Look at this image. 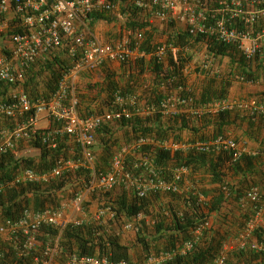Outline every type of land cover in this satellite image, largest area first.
Masks as SVG:
<instances>
[{
    "label": "trees",
    "instance_id": "1",
    "mask_svg": "<svg viewBox=\"0 0 264 264\" xmlns=\"http://www.w3.org/2000/svg\"><path fill=\"white\" fill-rule=\"evenodd\" d=\"M120 13L125 16V20L121 22L111 43L127 36L130 39L129 46H134L135 37L142 33L139 48L150 58L146 60L143 56L135 61L138 65L136 69H139V75L148 73L150 77L143 75L144 81L141 83L130 77L121 84L111 76L107 87L100 83H80L78 88L77 83L78 112L84 118L103 113L117 93L134 96L137 105L133 110L140 108L141 111L135 112L129 120L123 119L98 128L93 146L94 153L97 152L94 170L87 166L65 169L50 182L21 184L0 194V222L19 220L25 209L43 211L59 207L60 193L67 191L73 184L79 188L74 191L75 194L87 190L93 172L109 173L113 156L119 153L125 168L131 170L133 175L149 173L141 164L143 160H148L157 176L165 180H171L180 167L188 169L177 191L151 190L145 196H138L124 182L121 184L123 191L110 197L109 206L115 213L114 219L124 216L127 220H135L138 230L136 243L124 244L119 234L109 233L105 226L94 225L92 220H85L81 225L69 223L61 234L56 227L44 224L40 228L39 239L49 242L60 234V245L65 254L124 259L135 263L138 257L134 253L136 247L141 253L139 257L142 255L147 264L150 258H156L152 264H215L224 245L243 232L254 215V204L242 200L252 186L260 187L261 181H264V155L260 152L257 155L245 152L239 159H233L231 150L226 148L201 151L194 147L197 142L230 137L237 118L236 111L206 113L195 119L185 111V105H176L182 108L179 114L168 115L161 103L172 97H193L194 104H210L214 100L229 97L230 87L237 75L243 76L249 83L261 80L264 76V59L249 61L237 46L226 44L213 36H194L188 29L176 30L173 22L160 32L146 17H141L138 10H130L124 4L120 7ZM87 16L90 27L98 22H117L112 12L93 11ZM70 44V41H65L63 48L47 53L45 60L30 68L25 89L32 99L48 98L57 90L60 78L75 62V59L67 56ZM203 47L212 64H217V61L220 64L223 58H227V70L217 71L218 65H212L209 69L202 67L200 70L197 67L195 70L205 77L201 91L197 92L189 86L185 70ZM162 48L164 52L160 53ZM13 88L3 86L0 95L8 94ZM257 93L255 98L258 103H264V89ZM242 112L245 116L242 120L249 129L256 130L258 126L260 131L263 130L264 113L250 116ZM11 122L4 121L0 126L12 127ZM54 125L59 126L60 123ZM41 132L25 143L38 150L36 156L18 157L12 153L0 156V180L11 179L14 174L27 168L41 174L51 173L61 158H81L82 149L72 136L59 135L56 145L52 147L43 142ZM139 139H144L145 143L139 144ZM235 140L238 142L241 139ZM172 144L181 147L173 149ZM125 149L128 151L124 152ZM163 199L167 202L160 212L153 214L156 203ZM150 215L154 216V222L149 231L145 218ZM214 216L219 218L215 220L219 225L210 223ZM251 239L264 247L263 226L254 229ZM186 242H191L192 247L183 253ZM28 260L32 264V257H28ZM226 263L264 264V248L253 250L247 246L232 249L227 253Z\"/></svg>",
    "mask_w": 264,
    "mask_h": 264
},
{
    "label": "built area",
    "instance_id": "2",
    "mask_svg": "<svg viewBox=\"0 0 264 264\" xmlns=\"http://www.w3.org/2000/svg\"><path fill=\"white\" fill-rule=\"evenodd\" d=\"M122 3L130 10H138L140 16L146 17L151 24L156 20L163 23L185 21L188 31L194 36H213L226 44L235 45L249 61L264 57V46L261 44L264 42V0H0V88L14 87L8 94L0 95V123L9 120L13 125L0 126V156L8 153L18 156L20 145L31 141L40 130L43 142L52 147L56 145L59 135L68 134L82 149L81 158H61L51 173L41 174L27 168L14 174L11 179H1L0 194L21 184L50 182L65 169L87 166L94 170L93 146L98 128L123 119L129 120L135 112L141 111L140 108L133 110L137 105L134 96L117 93L103 113L84 118L78 112L77 78L83 70L97 69L107 59L127 62L146 55L139 48L142 33L135 37L134 46H129L130 39L126 36L113 44L101 42L91 35L87 24L88 13L114 12L120 10ZM65 41L71 43L67 56L75 59L73 66L60 78L57 90L50 97L32 99L25 89L30 68L45 60L47 53L63 48ZM163 52L164 48L160 50V53ZM211 62L210 58H206L201 66L209 69ZM236 81L248 82L241 75L236 76ZM170 100L161 103L168 115H177L182 111L176 105H185L196 118L206 113L216 114L234 109L247 112L250 116L264 113V103L259 104L254 98L226 97L210 104L197 105L193 97H172ZM43 117L48 121L46 127L39 126V120ZM138 143L143 144L145 140L139 139ZM179 147L178 144L171 145L173 149ZM194 147L201 151L226 148L231 150L233 159H239L245 153L239 142L231 137L197 142ZM141 164L149 173L133 175L131 170L125 168L122 155L117 153L113 156L109 173L93 172L88 190L103 188L108 191L125 182L124 185L135 190L138 196H145L151 190L177 191L180 181L188 172L186 167H180L171 180H165L157 176L148 160H143ZM247 200L254 204V215L243 232L224 245L215 264H226L230 249L247 246L253 250L264 248L256 240H249L254 229L262 226L259 223L264 217V193L261 188L252 186L242 201ZM83 202L82 193H77L71 205L74 209H80ZM65 206L43 211L25 209L19 220L0 222V240L9 241L6 249L0 246V264H30L28 257H32V264H131L124 259L63 253L60 245L62 230L69 223L81 225L86 220L65 219ZM106 214L113 219L115 217L109 205L98 211V217ZM44 224L56 227L60 234L49 242L41 241L40 228ZM134 226L127 225L129 228ZM191 247L192 243L186 242L182 252ZM57 256L64 259L55 262ZM155 261L156 258H150L148 264Z\"/></svg>",
    "mask_w": 264,
    "mask_h": 264
},
{
    "label": "crops",
    "instance_id": "3",
    "mask_svg": "<svg viewBox=\"0 0 264 264\" xmlns=\"http://www.w3.org/2000/svg\"><path fill=\"white\" fill-rule=\"evenodd\" d=\"M172 22H173V25H174L176 30H186L187 29V23L185 21L174 20ZM120 24H121V22H119V21H117L116 23H107V24H105L104 22H98L94 25V27H91V30H92L91 35L93 37L99 39L101 42L111 43L113 41V38L115 37V34L112 31L114 29H116V26L119 27ZM152 25L158 31L163 32L167 29V27L170 24L167 22L163 23V22L156 20V21H154V23ZM261 44H262V46H264V42H261ZM205 51H206V49H205V47H203V50L201 52H199L196 57L198 58V55L199 56L204 55L203 57L209 58L208 55L205 54ZM145 57H146V60H148L150 58L149 55H145ZM140 58L141 57L133 58L126 63L120 62L117 60L107 59L101 65V67H99L97 69L83 70L80 73L81 78H82V79H80V83H82V84H84V83H100V84H103L104 87H107L108 86L107 85L108 79L111 76H112L113 80L119 81L121 84L123 82H126L127 79L130 77H132L133 79H136L137 81L140 80L139 83H141L142 81H144V79H142V76L145 75L146 73L143 75L138 74L139 69H136L138 65L135 63V61H137ZM197 58H195L193 61V63H195V65H193V66L187 65L185 71L188 72V74H189V75H187L189 77V86L194 88L195 91L200 92L202 85L205 81V77L203 74H200L197 70H195V68H197V67L199 68V70L202 69V66H201L202 64H200V63H199V65L196 64ZM262 59H264V57ZM205 60H203V63ZM227 61H228L227 58H223V60L221 61L220 64H219L220 61H217L216 62L217 64H215V65H218L217 71L222 70V72H226ZM145 77L149 78L150 76L147 73V75H145ZM138 89L141 90V87L139 86ZM249 89H255L256 95L258 96L257 92H260L262 89H264V76L261 78V80L259 82H256V83L234 81V83L230 87L229 97H234V95L236 94L237 96L240 97V98L237 97V99H243L244 98L243 93H241V91H238V90L245 91V90H249ZM247 92H250V91H247ZM186 110H187L188 115L197 119L191 111H189L187 108H186ZM236 113H237V118L235 119L232 130L230 131L231 132L230 137L235 138V139L236 138L241 139L238 142H239L240 146H242L244 148V150L247 154L257 155L260 152L261 155H264V153L262 152V149L264 150V128L262 131H260L258 129V126L256 125L257 126L256 130L255 129L254 130L249 129L247 123H245L242 120V117H245V116H243L244 114L243 115L241 114L243 112L241 110L237 109ZM243 119H245V118H243ZM113 123H115V122H113ZM47 125H48V121L45 117H43L39 120V126L40 127H46ZM119 133L120 132H118V135H120ZM242 135H245V136H242ZM252 135H254V136L257 135V137L254 138ZM96 155H97V152H95V157H96ZM94 161H95V158H94ZM261 185H264V181H261ZM88 217H89V219L85 218L88 222L90 220H92V218H93L92 222H94L96 220L102 221L104 219V217L99 218L98 215H97V217H91V216H88ZM104 220L102 222H105ZM131 222H135V220H132ZM121 241L124 244H126L122 240V238H121Z\"/></svg>",
    "mask_w": 264,
    "mask_h": 264
},
{
    "label": "rangeland",
    "instance_id": "4",
    "mask_svg": "<svg viewBox=\"0 0 264 264\" xmlns=\"http://www.w3.org/2000/svg\"><path fill=\"white\" fill-rule=\"evenodd\" d=\"M112 13L117 18V21L124 22L125 18L121 16L120 10H116V11H114ZM105 24H107V23H105ZM88 27L91 30V27H90L89 24H88ZM118 29H119V27L116 26V31ZM116 31L113 30L112 32L115 34ZM203 56L202 55L201 56L198 55V58L196 57L197 58V60H196V64L197 65H199V63L202 64L203 60L206 59ZM189 65L193 66V65H195V63H193V61H192ZM212 65H215V64H212ZM186 74H188V72H186ZM80 79H82L81 78V74L77 78L78 88H80L79 87ZM238 91H241V93H243V97H244L243 99H245V100L252 99V98L256 99L255 98V95H256L255 89H249V90H245V91L238 90ZM247 91H250V92H247ZM237 97H239V96H237L235 94L234 97H232V98L237 99ZM234 111H236V110L234 109ZM198 118L199 117H197V119ZM126 151H128V149L124 150V152H126ZM37 154H38V150L37 149L32 148V147L28 146L25 143L23 145H20V147L18 148V151H17L18 157H22V156H24V157L36 156ZM94 158H96V157H94ZM93 165L95 166V161H94ZM188 185L189 184L186 183L187 187H188ZM187 187H186V189H187ZM260 188H261L262 193H264V185H261ZM78 189L79 188L76 187L73 184V185H71L68 188L67 191L62 192V193L59 194L60 206L61 205H66L65 206L66 210H65V213L63 215V217L65 219L76 220V219H83V218L89 219L88 216L97 217L98 211L101 210V209H104L105 207H107L110 204V202H109L110 199H111L110 197L111 196L115 197L116 195H119L123 191L121 185H117L116 187H114V188H112L111 190H108V191L104 190L103 188H97V189L92 190V191L88 190V189L83 191V192L81 191L80 193H82V195L84 197V202L80 206V209H74L73 206L71 205L72 204L71 202L74 200L75 195H76L74 191L78 190ZM128 189H130V188H128ZM182 189H184V186H182ZM164 198L168 199L166 196H164ZM165 202H167V200H165V199L158 201L156 203V205H155L156 209L155 210L153 209V214H156L157 211L160 212V208L163 207ZM104 219L103 220L105 222H102L103 220L102 221L96 220V221L93 222V224L94 225H103V226H105L106 230L109 233H115V234L119 233L120 238H122V240L126 244L133 245V244L136 243L138 230L136 229L135 226L133 228L127 227V225L129 223H131L130 220H127L124 216H116V218L112 220V218L108 214H106L104 216ZM218 219L219 218L217 216L216 217L214 216L213 220L212 219L210 220V223H214L215 226L219 225L218 222L217 223L215 222V220H218ZM92 220H93V218H92ZM145 221L148 224V230L150 231L151 227L153 226L154 216L150 215V216L146 217ZM259 223L264 228V217L259 221ZM249 240H251V237H249ZM53 242H54V240L51 241V243H53ZM0 246L2 248L6 249V247L9 246V241L6 240V239H3V240L1 239L0 240ZM230 250H228L227 253H229ZM134 253L138 257H136L137 258L136 262L135 263H131V264H147V262L144 263V258L142 257V255H140L141 258L139 257V254H141V253L136 247L134 248ZM63 259H64V257L57 256V257H55L54 260L56 262V261H62Z\"/></svg>",
    "mask_w": 264,
    "mask_h": 264
},
{
    "label": "clouds",
    "instance_id": "5",
    "mask_svg": "<svg viewBox=\"0 0 264 264\" xmlns=\"http://www.w3.org/2000/svg\"><path fill=\"white\" fill-rule=\"evenodd\" d=\"M94 155H95V153H94ZM129 224H134V225H136V223H135V222H131V223H129ZM136 226H137V225H136ZM136 226H135V227H136ZM136 229H137V228H136Z\"/></svg>",
    "mask_w": 264,
    "mask_h": 264
}]
</instances>
